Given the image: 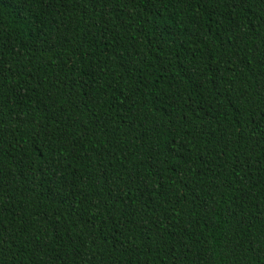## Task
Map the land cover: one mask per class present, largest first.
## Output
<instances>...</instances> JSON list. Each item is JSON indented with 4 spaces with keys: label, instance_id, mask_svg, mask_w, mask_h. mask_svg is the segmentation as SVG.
Wrapping results in <instances>:
<instances>
[{
    "label": "trees",
    "instance_id": "obj_1",
    "mask_svg": "<svg viewBox=\"0 0 264 264\" xmlns=\"http://www.w3.org/2000/svg\"><path fill=\"white\" fill-rule=\"evenodd\" d=\"M264 0H0V264H263Z\"/></svg>",
    "mask_w": 264,
    "mask_h": 264
},
{
    "label": "water",
    "instance_id": "obj_2",
    "mask_svg": "<svg viewBox=\"0 0 264 264\" xmlns=\"http://www.w3.org/2000/svg\"><path fill=\"white\" fill-rule=\"evenodd\" d=\"M264 264V263H263Z\"/></svg>",
    "mask_w": 264,
    "mask_h": 264
}]
</instances>
